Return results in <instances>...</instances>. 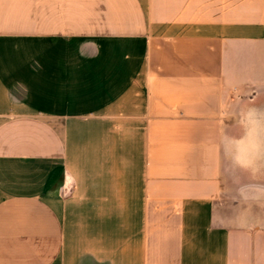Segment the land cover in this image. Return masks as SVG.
<instances>
[{"label":"crops","instance_id":"1","mask_svg":"<svg viewBox=\"0 0 264 264\" xmlns=\"http://www.w3.org/2000/svg\"><path fill=\"white\" fill-rule=\"evenodd\" d=\"M0 264H264V0H0Z\"/></svg>","mask_w":264,"mask_h":264}]
</instances>
